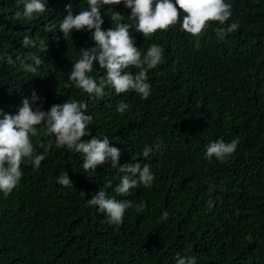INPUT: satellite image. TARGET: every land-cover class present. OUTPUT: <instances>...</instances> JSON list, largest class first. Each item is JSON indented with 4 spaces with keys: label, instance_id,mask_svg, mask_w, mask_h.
Returning a JSON list of instances; mask_svg holds the SVG:
<instances>
[{
    "label": "trees",
    "instance_id": "1",
    "mask_svg": "<svg viewBox=\"0 0 264 264\" xmlns=\"http://www.w3.org/2000/svg\"><path fill=\"white\" fill-rule=\"evenodd\" d=\"M226 2L232 5L228 24L238 22V30L219 40L222 26L210 23L199 50L179 24L147 39L130 28L143 53L153 43L164 49V62L148 72L145 100L109 88L96 99L66 87L81 49L98 47L87 29L67 40L59 30L67 7L78 14L87 0H47V10L30 20L14 19L24 0H0V111L16 114L33 91L41 98L34 107L44 111L67 100L86 102L93 120L84 139L108 137L122 166L147 163L155 176L151 188L140 185L120 196L114 191L123 175L117 168L109 162L84 171L82 154L56 147L40 126L32 138L36 153L45 154L39 144L52 143L41 167L25 161L19 185L7 197L0 193V264H176L177 254L195 255L197 264H264V0ZM113 12L132 24L131 10L121 3L101 9L102 30L113 27ZM48 24L55 32L44 31ZM25 36L44 40L49 50L25 48ZM33 54L43 61L35 74L17 59L32 63ZM93 69L89 75L99 82L105 70L98 61ZM120 102L129 105L123 114L116 111ZM237 138L226 162L205 158L206 145ZM155 143L162 148L145 159L143 149ZM64 171L72 187L56 182ZM103 187L109 198L132 202L118 226L86 206ZM141 202L146 206L137 211ZM164 211L167 221L161 220Z\"/></svg>",
    "mask_w": 264,
    "mask_h": 264
},
{
    "label": "clouds",
    "instance_id": "2",
    "mask_svg": "<svg viewBox=\"0 0 264 264\" xmlns=\"http://www.w3.org/2000/svg\"><path fill=\"white\" fill-rule=\"evenodd\" d=\"M47 0H24L23 12H17L14 19H32L34 14H43L46 10ZM121 3L131 10L129 20L132 24H125L124 19L118 12L110 16L113 27L107 31L102 30L104 20L101 9L112 8ZM67 15L59 24V30L67 40L74 31L92 32V39L98 45L93 49H81L79 59L73 64L69 73L70 84L82 90L89 97L102 98L105 89L114 90L116 95L135 92L142 99L147 100L151 94V85L148 83L149 70L156 69L164 62V49L156 43L151 44L146 53L136 46V41L130 33L134 27L137 33L145 39L150 38L158 31H169L177 24L180 31L187 33L195 40V48H200V37L203 35L210 23H218L222 27L216 29L219 40L233 33L239 28L238 22L228 24L232 17V5L226 0H87V9L73 14L69 5L66 9ZM181 13H183L181 17ZM56 25L48 24L45 32H55ZM94 30V31H93ZM22 44L25 48L29 46L38 48L39 51H48L44 40H33L28 36L23 38ZM98 50V51H97ZM21 67L28 73L35 74L43 64L39 56L33 54L28 59L32 63H26L20 57ZM10 62L11 58H9ZM98 61L105 75L99 82L92 78L89 73L94 71L93 64ZM129 68L138 69L133 74ZM41 98L33 91L32 100L25 98L22 106L16 114H8L0 111V193L5 197L19 185L22 177V165L25 161L34 166V170L41 167L45 160V154L52 147L49 142L47 146L43 143L39 147L45 149V154H37L32 143V138L38 135L40 126H43V135L54 137L58 148H67L84 157L82 168L84 171L92 170L105 163L117 168L123 175L114 191L120 196H127L130 191L143 185L145 188L153 186L155 176L149 164L141 166L140 162L120 164L121 152L118 148L110 146L108 137L103 139L93 137L85 140L84 137L91 136L88 126L93 117L87 115L88 105L78 100H67L58 105H53L48 111L41 107H34ZM129 105L120 102L116 111L123 114ZM239 139L231 142L223 140L214 141L206 145L205 158L211 162L213 158L217 161L226 162L237 149ZM162 144L155 143L146 145L142 156L147 159L155 150L159 152ZM56 182L63 187H72L73 182L66 171L62 172ZM104 187H112L111 183ZM104 187L93 194L91 199L86 200V206L98 208L106 214L107 222L111 225H120L126 211L132 207L130 200H117L109 198ZM85 197L84 192H80ZM145 203L136 205L137 211L145 208ZM206 207L211 210L213 201L209 200ZM169 213L164 211L161 220L167 221ZM176 264H197L195 255L176 256Z\"/></svg>",
    "mask_w": 264,
    "mask_h": 264
}]
</instances>
